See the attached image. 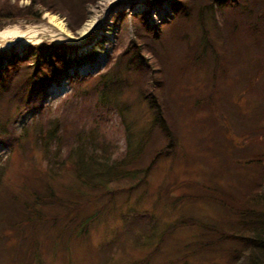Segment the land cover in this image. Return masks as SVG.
I'll return each instance as SVG.
<instances>
[{"label": "trees", "instance_id": "16d2710c", "mask_svg": "<svg viewBox=\"0 0 264 264\" xmlns=\"http://www.w3.org/2000/svg\"><path fill=\"white\" fill-rule=\"evenodd\" d=\"M19 1L0 0V20L35 19L40 17L42 10H46L62 14L68 26L77 31L89 19V6L98 0H31L27 7H21ZM171 9L173 17L164 22L158 31L147 23L145 16H134V41L118 56L114 66L98 78L78 80L75 86L78 100L82 99L84 103L96 102L99 109H103L102 122L103 117H108L113 110H117L119 116L124 115V107L127 105L120 97L128 88L138 87L139 99L145 104L151 118L138 144L134 145L135 140L130 143L132 149L125 153V157L112 160L107 142L100 138V122L91 124L86 121L87 117L80 125L63 116L61 122H53L55 127L52 129H48L51 122H47L48 127L40 125L37 136L35 133L30 136L25 131V134L7 139L13 150H23L26 156L32 151L31 145L36 151L43 150L51 167L61 160L62 163L55 167H63L64 160L66 163L72 156L77 157L73 164L74 181H80L82 186L94 194L84 202L74 203L58 196L52 188L50 180L57 174L43 175L38 182L43 183L47 198L35 189L31 191V200L28 202L16 198L10 200L12 202L7 209H17L19 221L5 219L9 218L3 216L7 212L0 207V251L3 242L9 237L6 231L12 230L22 239L19 248L24 239H31L28 246L31 255L41 246L38 237L42 226L48 227L49 231V228L57 226L62 217L68 218L69 214L71 218L63 224V230L66 232L71 224H78L77 220H81L76 228L77 238L86 237L92 226L105 215L111 202L104 203L80 219L79 214L86 205L103 202L106 197L111 201L116 193L123 195L137 186L147 188L151 173L158 164L170 157L178 159V153L183 149L168 97L167 82L202 72L207 79L214 75V88L208 98L194 103L195 110L205 111L208 110L206 108L216 107L211 102L217 83L225 85L228 91L238 93L239 99L246 98L253 109L252 114H244L238 105L227 103V109L233 111L229 117L236 115L235 120L224 112L222 117L220 115L221 121H212L216 143L221 150L218 155L226 156L228 147L233 146V168L222 161L218 173H229L228 178L238 180L240 184L245 182L242 180L247 179L252 174L249 171H252L253 179L244 188L240 199L213 186L216 185L213 183L186 182V186L193 184L198 191L182 195L175 205L178 202L188 204L210 201L214 203L212 208L217 215L208 218L209 221L183 217L171 224L166 234L171 235L177 229L187 226L199 228L202 237L208 230V239L200 241V252L217 248L226 258L224 264H264V0H172ZM217 39L222 44H216ZM220 48H223V53L217 50ZM76 61L67 55L63 47L52 45L29 46L24 54L12 52L10 56L0 55V138H7L13 133V116L28 107L37 94L66 75ZM152 67L159 74L152 80L155 82L154 87L150 88L147 78ZM3 107L9 110L5 117L1 115ZM223 117L228 120L227 124ZM224 129L227 133L230 129L235 131L244 141L238 143L228 140L226 133H223ZM67 142L69 148L66 158L61 159ZM226 142L229 146H224ZM3 169L4 166L0 167V182ZM113 181L129 186H122L112 192L106 186ZM144 193L142 190L141 195ZM170 193L171 189L164 187L160 198H168ZM39 206H54L63 210V213L58 217H45L42 213L37 214ZM151 217L146 215L130 222L127 225L130 234L139 231V227L150 233L152 226L145 220ZM30 226L31 231L28 229L24 236L25 229ZM143 234L146 233L139 232V239ZM146 263L148 261L138 264Z\"/></svg>", "mask_w": 264, "mask_h": 264}, {"label": "rangeland", "instance_id": "374dc122", "mask_svg": "<svg viewBox=\"0 0 264 264\" xmlns=\"http://www.w3.org/2000/svg\"><path fill=\"white\" fill-rule=\"evenodd\" d=\"M15 1L12 0V2ZM116 1L117 3H114ZM111 2L114 7L106 9L105 6ZM171 2L172 0H98L89 6V19L77 31L68 26L67 20L62 14L46 10H42L40 17L35 19L0 20V32L14 29L25 30L28 25L46 23L48 19L45 15L49 14L64 21L68 31L80 40L79 43H68L58 42L47 37L39 44L30 45L61 46L71 59L77 61L70 67L66 75L52 83L45 91L37 94L28 107L13 116L11 130L13 133L7 138H0V167L4 166L0 182V207L7 212L3 216L9 218L4 217L5 219H9V221H19L20 219L17 209L11 211L7 209L13 198L28 202L31 200V191L35 189L46 197L43 183L40 184L38 181L47 173L57 174L50 180L51 186L62 198L80 203L94 194L82 186L80 181L78 183L74 181L75 166L73 164L77 157L72 156L70 161H67L68 163H65L66 160H64L63 167H55L62 163V160L51 167L44 157L43 150L36 151L33 145H31L32 148L30 147L32 151L28 153V156L24 154L23 150H13L8 141L11 137L25 134V131L29 132L30 136L34 133L37 136L40 125L48 127L47 122H51L48 129H52L55 127L53 122H61L63 116H67L80 125L87 117L86 121L91 124L100 122V138L107 142L109 146L107 149L112 160L122 159L126 155L125 153L132 149L130 143L134 140V145L138 144L151 115L146 111L145 104L139 99L137 86L128 88L124 92L125 94L120 97V100L127 105L124 107V115L119 116L116 113L118 111L113 110L108 114V117H103L104 122L100 120L101 114L104 112L103 109H99L96 102L84 103V100H78L75 86L78 80L81 81L88 77L90 79L98 78L114 66L118 56L134 41V16H145L147 23L155 31H158L164 22L173 17ZM30 4L31 0L19 1L21 7H27ZM90 23H93L92 27L82 35V29ZM9 39L10 41L15 40L14 37ZM216 44L220 45L222 41L217 39ZM27 47L29 46L19 49L10 48L0 51V55L10 56L12 52L24 54V49ZM217 50L220 53L224 52L223 48ZM158 74L153 67L149 69L147 79L150 88L154 87L155 82L152 80L157 78ZM210 78L207 79L206 74L201 72L198 75L181 76L167 82L168 97L183 149L178 153V159L174 160L173 157H170L158 164L151 173L147 188L145 186L141 189L137 186L129 193L123 195L119 194L120 192L116 193L111 201H108L109 198L106 197L103 202L86 205L79 214L80 219L93 213L104 203L111 202L105 215H102L100 220L92 226L90 234L81 239L77 238L78 231H76L80 219L75 225H70L68 222L70 226L66 232L63 230L62 226L68 218H71L70 214L68 218L63 219L64 217H62L57 226L49 228V231H47L48 227L42 226L38 237L41 246L31 255L28 253L31 239H24L21 248H19L22 239L12 230H7L6 234L9 237L1 246L0 260L2 261L0 264H138L144 261H148L146 264H224L226 258L217 248L212 251L200 252V241L208 239V230L202 237L199 228L187 226L177 229L171 235L166 234V229L171 224L182 220L183 217L207 221H209L208 218L216 217L217 213L212 208L214 203L210 201H196L188 204L178 202L175 205L182 195L198 191L192 186L193 184L213 183L216 184L213 186H218L227 194L236 195L240 199L242 192L245 191L244 188L246 189L252 181L250 179H253L254 172L252 171H249L252 174L247 179L242 180L245 182L240 184H238V180H230L229 173H222V171V174L218 173L222 161H226V165L233 168V161L231 162L233 146H229V143L226 142L224 146H229L226 156L225 154L218 155L221 150L216 143L212 121L215 119L218 123L220 115L222 117L224 112L228 117L232 114V109L230 111L227 109V103H230L231 106L238 105L244 114H252L253 109L246 98L239 99L238 93L228 91L225 85L217 83L213 102H211L215 104L216 109L212 107L206 108L208 110L205 111L195 110L194 103L208 98L213 91L215 77L213 75ZM239 78L241 79V76ZM220 90L224 92L222 93ZM209 100L212 101L211 98ZM119 108L121 109L120 105ZM8 111V108L3 107L1 115L7 116ZM235 117L236 115L229 118L234 121ZM223 118L227 124L228 120L226 117ZM58 128L62 131L60 126ZM226 131L224 129L223 133H226L228 140L238 143L244 141L243 137L238 136L235 131V133L231 129L228 133ZM68 148L67 142L63 147L64 153H61V159L66 158ZM186 182L193 184L186 186ZM122 186L129 185L117 184L113 181L106 187L113 192ZM164 187L171 189V193L168 194V198L161 199L160 193ZM142 190L145 193L141 195ZM169 192L170 190H168ZM43 207H37L39 211L37 214L42 213L45 217L53 218L63 213V210L54 206ZM146 215L152 216L145 220L149 226H152L150 233L139 227V231L135 230L130 234L131 230L127 225ZM28 229L31 231L32 226L25 229L24 236L27 235ZM139 232L146 234H143L139 239ZM162 240L163 242L160 243Z\"/></svg>", "mask_w": 264, "mask_h": 264}, {"label": "bare ground", "instance_id": "6f19581e", "mask_svg": "<svg viewBox=\"0 0 264 264\" xmlns=\"http://www.w3.org/2000/svg\"><path fill=\"white\" fill-rule=\"evenodd\" d=\"M114 3H117V1ZM110 7H114L113 2L105 6L108 10ZM45 17L48 19L46 23L28 25L25 30L14 29L0 32V51H6L14 47L19 49L24 46L39 44L47 37H51L58 42L79 43L80 40L68 31L64 21L49 14L45 15ZM92 25L93 23L87 24L82 29L81 34H86L88 28L92 27ZM10 37H14L15 40L10 41Z\"/></svg>", "mask_w": 264, "mask_h": 264}]
</instances>
